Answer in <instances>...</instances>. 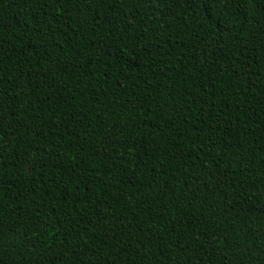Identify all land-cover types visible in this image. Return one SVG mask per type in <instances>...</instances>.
Returning a JSON list of instances; mask_svg holds the SVG:
<instances>
[{
	"label": "trees",
	"instance_id": "16d2710c",
	"mask_svg": "<svg viewBox=\"0 0 264 264\" xmlns=\"http://www.w3.org/2000/svg\"><path fill=\"white\" fill-rule=\"evenodd\" d=\"M0 264H264V0H0Z\"/></svg>",
	"mask_w": 264,
	"mask_h": 264
}]
</instances>
